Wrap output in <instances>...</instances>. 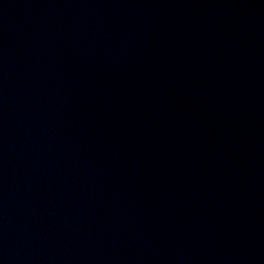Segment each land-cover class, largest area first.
<instances>
[{
  "label": "water",
  "instance_id": "water-1",
  "mask_svg": "<svg viewBox=\"0 0 264 264\" xmlns=\"http://www.w3.org/2000/svg\"><path fill=\"white\" fill-rule=\"evenodd\" d=\"M198 264H264V0H244L234 93Z\"/></svg>",
  "mask_w": 264,
  "mask_h": 264
}]
</instances>
